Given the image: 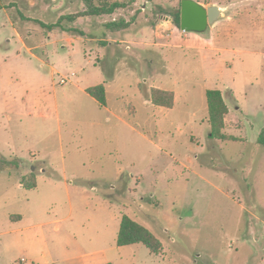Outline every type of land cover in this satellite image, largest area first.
Wrapping results in <instances>:
<instances>
[{"label":"rangeland","instance_id":"obj_1","mask_svg":"<svg viewBox=\"0 0 264 264\" xmlns=\"http://www.w3.org/2000/svg\"><path fill=\"white\" fill-rule=\"evenodd\" d=\"M196 1L222 8L203 33L175 25L180 0H140L67 25L81 35L37 21L82 0H0V264H264V0ZM135 13L126 30L100 26ZM104 82L106 107L84 91ZM150 85L175 92L172 108ZM214 87L241 111L235 139L209 137ZM122 215L157 254L116 245Z\"/></svg>","mask_w":264,"mask_h":264},{"label":"trees","instance_id":"obj_2","mask_svg":"<svg viewBox=\"0 0 264 264\" xmlns=\"http://www.w3.org/2000/svg\"><path fill=\"white\" fill-rule=\"evenodd\" d=\"M140 0H82L83 9L81 11L61 15L54 23H44L37 21V23L47 29L53 30L55 28L68 29L83 35V32L76 28H66L68 24L74 23L81 17L106 16L116 13L118 10L135 5ZM147 1V0H146ZM149 1V0H148ZM136 13L130 20L124 18H115L114 20L103 23L105 31L117 32L127 29L135 21ZM173 22L177 27H180V2L179 9L173 14ZM92 98H94L99 105H106V93L103 83L87 87L85 89ZM147 97L153 105L165 108H171L174 103V93L168 90L159 88H149L145 92ZM205 98L207 104V123L209 125V137L214 139H226V134L223 133L225 127V118L228 113V107L223 99L222 93L217 88L207 89L205 91ZM230 139H235L229 136ZM257 144L264 146V126L260 129L257 135ZM9 163V162H7ZM23 187L30 189L35 187V179L33 173L23 176L21 178ZM143 244L150 252L157 254L162 244L159 239L145 226L136 222L128 215H122L119 228L116 236V245L125 246L130 244Z\"/></svg>","mask_w":264,"mask_h":264},{"label":"water","instance_id":"obj_3","mask_svg":"<svg viewBox=\"0 0 264 264\" xmlns=\"http://www.w3.org/2000/svg\"><path fill=\"white\" fill-rule=\"evenodd\" d=\"M220 15L217 5L205 6L196 0H180V28L183 31L203 33Z\"/></svg>","mask_w":264,"mask_h":264},{"label":"crops","instance_id":"obj_4","mask_svg":"<svg viewBox=\"0 0 264 264\" xmlns=\"http://www.w3.org/2000/svg\"><path fill=\"white\" fill-rule=\"evenodd\" d=\"M220 8V7H219ZM220 12H221V15H222V8H220ZM115 14V13H114ZM114 14H112V15H114ZM220 15V16H221ZM107 16V15H106ZM115 18H112V20H114ZM108 21H110V20H108ZM107 22V21H106ZM217 23V22H216ZM170 25H171V23H168L167 22V20H163V21H159L156 25H155V27L153 28L152 27V29H153V31H154V34H155V37L156 38H158V39H163L164 37H165V35H163L162 34V31H165V30H167V29H170ZM100 26L103 28V24H100ZM130 27V26H129ZM128 27V28H129ZM127 28V29H128ZM104 29V28H103ZM124 30H126V29H124ZM121 31H123V30H121ZM106 32H109V31H106ZM117 32H120V31H117ZM111 33H113V32H111ZM167 36V35H166ZM105 40H102V39H100V40H98V45H102V44H105ZM104 84V87H105V93H106V95H107V89H106V83L104 82L103 83ZM94 86V85H93ZM88 87H90V86H88ZM159 88V89H162V90H168V89H164V88H162V87H158V86H154V85H150L149 86V88ZM87 87H85L84 88V91H85V89H86ZM214 88H217V87H214ZM212 89V88H211ZM217 89H219V88H217ZM207 90V89H206ZM205 90V91H206ZM220 91H221V93H222V96H223V92H222V90L221 89H219ZM168 91H172V90H168ZM86 92V91H85ZM173 93H174V102H175V92L174 91H172ZM228 92L229 93H231L232 92V90L231 89H228ZM88 94V93H87ZM89 95V94H88ZM90 96V95H89ZM91 97V96H90ZM94 99V98H93ZM223 99H224V97H223ZM230 99H232V102L233 101H235V99H234V97H233V95H230ZM95 100V99H94ZM96 101V100H95ZM148 101L149 102H151L149 99H148ZM224 101H225V99H224ZM97 102V101H96ZM98 103V102H97ZM225 103H226V101H225ZM173 105H174V103H173ZM226 105H227V103H226ZM154 106H156V105H154ZM102 107H106V105L105 106H102ZM157 107H161V106H157ZM227 107H228V113H227V115H226V118H225V127L223 128V133L224 134H226V135H231V134H228V133H226V129L227 130H231L233 127H229L228 126V120H227V117L229 116V115H234L235 117H237V113L239 114V113H241V111H240V109H239V107L238 106H236V104H234V107H233V109H231V107L230 106H228L227 105ZM163 108H165V107H163ZM172 108V107H171ZM231 126V125H230ZM233 126H235V123H233ZM130 127H132V126H130ZM236 127H237V125H236ZM260 131V130H259ZM231 136H233V137H235L234 135H231ZM34 168L35 167H32V170H29V174L30 173H33V176H34V179H35V186H36V175H35V170H34ZM26 173V172H25ZM24 173V174H25ZM21 185H22V183H21ZM23 186V185H22ZM34 188V187H33ZM130 217V216H129ZM121 219V218H120ZM134 220V219H133ZM137 222V221H136Z\"/></svg>","mask_w":264,"mask_h":264},{"label":"built area","instance_id":"obj_5","mask_svg":"<svg viewBox=\"0 0 264 264\" xmlns=\"http://www.w3.org/2000/svg\"><path fill=\"white\" fill-rule=\"evenodd\" d=\"M67 81H68V78H65V77L60 78V80H59V84H60V85L66 84Z\"/></svg>","mask_w":264,"mask_h":264}]
</instances>
